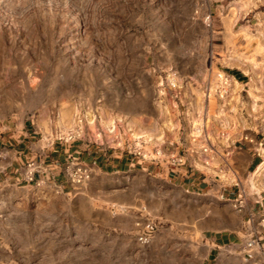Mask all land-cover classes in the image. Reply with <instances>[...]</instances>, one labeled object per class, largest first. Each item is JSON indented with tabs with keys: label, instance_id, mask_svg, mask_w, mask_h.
<instances>
[{
	"label": "rangeland",
	"instance_id": "1",
	"mask_svg": "<svg viewBox=\"0 0 264 264\" xmlns=\"http://www.w3.org/2000/svg\"><path fill=\"white\" fill-rule=\"evenodd\" d=\"M172 80L189 92L179 99ZM219 105L220 139L251 138L229 136L233 128L264 136V0H0L3 124L33 121L38 139L171 158L201 138ZM260 154L248 183L227 180L243 190L236 200L73 156L61 169H88L78 184L62 172L58 184L0 182V264H201L203 230L238 231L241 211L264 198Z\"/></svg>",
	"mask_w": 264,
	"mask_h": 264
},
{
	"label": "crops",
	"instance_id": "2",
	"mask_svg": "<svg viewBox=\"0 0 264 264\" xmlns=\"http://www.w3.org/2000/svg\"><path fill=\"white\" fill-rule=\"evenodd\" d=\"M240 78L241 75L238 78L232 76L234 87H240ZM169 83L174 84L172 91L180 99L185 89H179L178 80ZM185 91L189 92V90ZM191 97L185 95V98L181 97V99L187 104ZM208 108L206 105L204 109L208 110ZM218 109L221 111L220 115L210 117V120L215 122H211V126L202 131L201 138L197 137L191 143L188 141L183 155H180L178 146L171 158L167 155L145 157L141 153L124 150L117 152L92 143L84 144L83 141L75 140L72 143L38 139L36 124L33 121L25 120L21 124L0 122V182L28 186L39 180L49 182L52 180L51 183L58 184L62 176L59 169L51 173L47 169H41V173H34L33 180L29 182L26 178L30 171L27 163L34 161L44 168L52 161H57L62 167L69 157L73 156L95 171L125 173L142 170L155 177L164 176L167 182L193 197L236 200L240 197L239 192L243 190L240 186H227L226 182L228 179L237 178L240 183H248L246 172H255L263 163L260 150L264 152V136L253 134L252 129L249 133L247 130L233 128L228 131L229 136L245 134L250 135L251 138H245L241 144L220 139L223 134L218 124L221 121V114H224L222 111L224 107L220 106ZM198 110L200 109L192 111L195 114L199 113V118L204 119L206 111ZM256 115L251 113L254 118ZM173 121L175 122L176 119ZM173 134L174 132L171 137L176 138ZM174 142L176 139L172 140V144ZM238 167H242L245 173L236 174ZM58 186L62 187L61 184ZM253 198L255 204L250 212L246 214L248 208L241 211L243 225L238 231L227 232L213 228L203 230V247L207 252L200 260L201 264H264V198L258 197V194ZM251 239L255 240V245L246 248V243Z\"/></svg>",
	"mask_w": 264,
	"mask_h": 264
},
{
	"label": "built area",
	"instance_id": "3",
	"mask_svg": "<svg viewBox=\"0 0 264 264\" xmlns=\"http://www.w3.org/2000/svg\"><path fill=\"white\" fill-rule=\"evenodd\" d=\"M223 84L226 85V80L223 82ZM27 167L30 168V171L28 172L26 177L29 182L33 180L34 173H41V169H47L49 173L53 172L56 169H59L60 173L62 172L65 177L71 178L73 184H78L81 180L87 179L89 174L88 169H86L80 163H78V169L75 172H72V170L66 168L67 166L61 169V166L57 161H52L44 168L34 163V161H30L29 163H27ZM239 203H241V201H239ZM254 245L255 240L251 239L246 243V248H252Z\"/></svg>",
	"mask_w": 264,
	"mask_h": 264
},
{
	"label": "bare ground",
	"instance_id": "4",
	"mask_svg": "<svg viewBox=\"0 0 264 264\" xmlns=\"http://www.w3.org/2000/svg\"><path fill=\"white\" fill-rule=\"evenodd\" d=\"M85 118H86V117H85ZM91 119H92V118H90V117L87 118V121H88L87 125H88L91 129H94V126H93V123H92V120H93V119H92V120H91ZM84 120H85V119H84ZM104 124H106V123H104ZM103 126H104V125H103ZM104 130H106V131H105L106 133H107V130L112 132V131H113V130H112V125H111V124H108V125L104 126ZM110 134H111V133H110ZM138 138H139V137H138ZM138 138H137V139H138ZM143 139H144V137H143ZM145 140H146V139H145ZM155 140H156V139H155ZM159 140H160V139L156 140L155 143H156V142L159 143V142H160ZM152 142H153V141H152Z\"/></svg>",
	"mask_w": 264,
	"mask_h": 264
}]
</instances>
